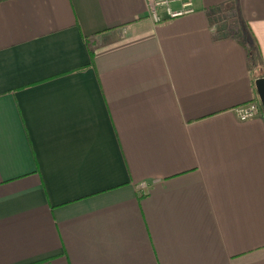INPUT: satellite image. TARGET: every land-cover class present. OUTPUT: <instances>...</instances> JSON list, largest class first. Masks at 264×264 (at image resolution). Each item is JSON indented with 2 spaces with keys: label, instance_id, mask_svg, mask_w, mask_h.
<instances>
[{
  "label": "crops",
  "instance_id": "crops-1",
  "mask_svg": "<svg viewBox=\"0 0 264 264\" xmlns=\"http://www.w3.org/2000/svg\"><path fill=\"white\" fill-rule=\"evenodd\" d=\"M195 6L0 0V264H264V0Z\"/></svg>",
  "mask_w": 264,
  "mask_h": 264
},
{
  "label": "built area",
  "instance_id": "built-area-1",
  "mask_svg": "<svg viewBox=\"0 0 264 264\" xmlns=\"http://www.w3.org/2000/svg\"><path fill=\"white\" fill-rule=\"evenodd\" d=\"M149 16L155 23H162L167 19L178 18L196 11L195 0H146ZM242 121L257 117L261 112L259 101L252 100L235 108ZM141 190H148L149 185L143 182Z\"/></svg>",
  "mask_w": 264,
  "mask_h": 264
},
{
  "label": "trees",
  "instance_id": "trees-1",
  "mask_svg": "<svg viewBox=\"0 0 264 264\" xmlns=\"http://www.w3.org/2000/svg\"><path fill=\"white\" fill-rule=\"evenodd\" d=\"M242 44L244 45L246 49L251 65L260 67L262 65V61H261V55H260L257 44L251 39L250 36H247L245 42H242ZM260 77H264V71L261 72ZM258 101L260 102L261 111L264 115V110H263V107H262V104L259 98H258Z\"/></svg>",
  "mask_w": 264,
  "mask_h": 264
},
{
  "label": "water",
  "instance_id": "water-1",
  "mask_svg": "<svg viewBox=\"0 0 264 264\" xmlns=\"http://www.w3.org/2000/svg\"><path fill=\"white\" fill-rule=\"evenodd\" d=\"M256 88L258 92L259 99L261 101L264 110V77H259L256 80Z\"/></svg>",
  "mask_w": 264,
  "mask_h": 264
}]
</instances>
